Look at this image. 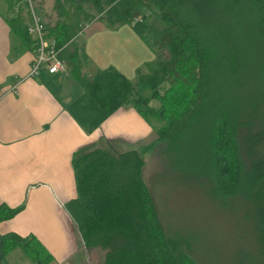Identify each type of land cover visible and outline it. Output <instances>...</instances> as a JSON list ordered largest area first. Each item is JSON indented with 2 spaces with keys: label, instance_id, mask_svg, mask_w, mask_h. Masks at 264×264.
Returning a JSON list of instances; mask_svg holds the SVG:
<instances>
[{
  "label": "trees",
  "instance_id": "obj_1",
  "mask_svg": "<svg viewBox=\"0 0 264 264\" xmlns=\"http://www.w3.org/2000/svg\"><path fill=\"white\" fill-rule=\"evenodd\" d=\"M1 1L13 31L33 48L26 0ZM53 10L48 36L103 115L130 107L152 129L133 148L101 137L74 152L77 196L67 209L85 250L100 252L102 264H201L189 241L164 228L143 176L145 154L166 143L184 171L212 173L223 201L241 197L261 247L239 264H264V0H53ZM96 21L131 26L154 59L134 79L90 67L76 37ZM22 207L0 204V222ZM15 248L31 264L54 261L34 235L7 233L0 264Z\"/></svg>",
  "mask_w": 264,
  "mask_h": 264
},
{
  "label": "crops",
  "instance_id": "obj_2",
  "mask_svg": "<svg viewBox=\"0 0 264 264\" xmlns=\"http://www.w3.org/2000/svg\"><path fill=\"white\" fill-rule=\"evenodd\" d=\"M51 9L45 14L50 20L43 18L46 26L56 19ZM76 38L90 67L112 66L128 79L155 56L129 25L111 28L96 21ZM33 55L31 45L11 28L0 0V204L23 206L0 222V234L34 235L53 256L52 264H84L88 252L67 209L77 196L74 152L101 137L133 148L147 140L152 129L130 107L105 117L67 69L27 77ZM15 251L6 255L4 264ZM17 264L31 261L19 256Z\"/></svg>",
  "mask_w": 264,
  "mask_h": 264
},
{
  "label": "rangeland",
  "instance_id": "obj_3",
  "mask_svg": "<svg viewBox=\"0 0 264 264\" xmlns=\"http://www.w3.org/2000/svg\"><path fill=\"white\" fill-rule=\"evenodd\" d=\"M35 6L49 21L45 14L51 13L53 0H37ZM66 72L72 78L71 73ZM81 89L85 92L83 87ZM153 105L157 106L158 101ZM123 147L132 148L125 144ZM144 158L143 176L153 193L164 228L189 241L201 264H239L240 259L258 257L257 249L261 245L256 222L245 218V209L237 203V198L241 197L229 198L232 203L223 201L214 194L212 173L184 171L182 159L177 160L166 143L158 144ZM87 254L89 259L84 264H102L100 252L94 250ZM19 256L26 258L22 249L16 248L5 264H17Z\"/></svg>",
  "mask_w": 264,
  "mask_h": 264
},
{
  "label": "built area",
  "instance_id": "obj_4",
  "mask_svg": "<svg viewBox=\"0 0 264 264\" xmlns=\"http://www.w3.org/2000/svg\"><path fill=\"white\" fill-rule=\"evenodd\" d=\"M36 1L26 0L31 20L27 33L33 42L34 50L27 75L29 78H37L43 70L49 74L66 70L63 61L60 59L62 47H58L56 41L48 36L41 10L35 6Z\"/></svg>",
  "mask_w": 264,
  "mask_h": 264
}]
</instances>
